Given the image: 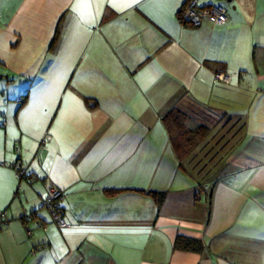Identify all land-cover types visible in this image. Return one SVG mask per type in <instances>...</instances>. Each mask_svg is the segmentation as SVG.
<instances>
[{
  "label": "crops",
  "instance_id": "obj_1",
  "mask_svg": "<svg viewBox=\"0 0 264 264\" xmlns=\"http://www.w3.org/2000/svg\"><path fill=\"white\" fill-rule=\"evenodd\" d=\"M185 1L0 0V264H264V0ZM171 110L209 130L183 161Z\"/></svg>",
  "mask_w": 264,
  "mask_h": 264
},
{
  "label": "built area",
  "instance_id": "obj_2",
  "mask_svg": "<svg viewBox=\"0 0 264 264\" xmlns=\"http://www.w3.org/2000/svg\"><path fill=\"white\" fill-rule=\"evenodd\" d=\"M181 22L191 27H200L204 21H211L214 24H222L227 21V11L222 6H199L198 0H186L181 8L180 13ZM214 80L222 83H228L230 81L229 76L223 72L218 71L214 75ZM2 114L0 113V117ZM15 151L18 153L19 149ZM14 170L15 177L18 181L24 179L27 176V167L19 160L16 159L11 164ZM62 193L56 189H50L45 200V207L48 210L51 218L56 223L59 229H64L66 224L60 216L62 209L61 206ZM4 213L0 215V226L2 225V218ZM25 221L29 222L32 220V215H25ZM29 233V231H27Z\"/></svg>",
  "mask_w": 264,
  "mask_h": 264
},
{
  "label": "trees",
  "instance_id": "obj_3",
  "mask_svg": "<svg viewBox=\"0 0 264 264\" xmlns=\"http://www.w3.org/2000/svg\"><path fill=\"white\" fill-rule=\"evenodd\" d=\"M180 13L181 9L178 12L179 21H181ZM219 71L225 72L224 69ZM161 120L168 132L173 149H175L181 161L187 159L209 134V130L203 126H198L194 129L188 128L185 115L178 110H171ZM213 159L214 157L210 158L209 163ZM116 192L119 191H113L112 193ZM149 194L157 197L160 204L165 196V193L150 192ZM173 248L175 250L200 253L203 250V244L196 239L179 237L175 240Z\"/></svg>",
  "mask_w": 264,
  "mask_h": 264
},
{
  "label": "rangeland",
  "instance_id": "obj_4",
  "mask_svg": "<svg viewBox=\"0 0 264 264\" xmlns=\"http://www.w3.org/2000/svg\"><path fill=\"white\" fill-rule=\"evenodd\" d=\"M223 3H225V2L223 1ZM0 113L2 114V116H1L2 118H5V117L7 116L6 111H2V110H0ZM12 113L14 114L15 111H13ZM12 116H13V115H12ZM18 122H19V121H17L16 123L13 122L14 125H15V127H16V129H17V127H18ZM23 188H24V187H23ZM46 197H47V196H46ZM49 215H50V214H49ZM50 217H51V216H50ZM50 219H52V218H50ZM52 220H53V219H52Z\"/></svg>",
  "mask_w": 264,
  "mask_h": 264
},
{
  "label": "water",
  "instance_id": "obj_5",
  "mask_svg": "<svg viewBox=\"0 0 264 264\" xmlns=\"http://www.w3.org/2000/svg\"><path fill=\"white\" fill-rule=\"evenodd\" d=\"M228 1H230V0H228Z\"/></svg>",
  "mask_w": 264,
  "mask_h": 264
}]
</instances>
